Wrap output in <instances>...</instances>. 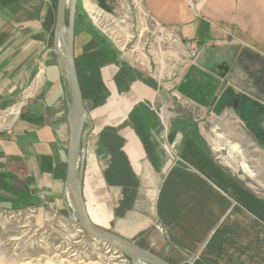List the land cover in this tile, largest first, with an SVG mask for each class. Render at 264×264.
<instances>
[{
	"label": "crops",
	"instance_id": "0c3cea01",
	"mask_svg": "<svg viewBox=\"0 0 264 264\" xmlns=\"http://www.w3.org/2000/svg\"><path fill=\"white\" fill-rule=\"evenodd\" d=\"M78 2L75 58L91 40L87 31L96 30ZM56 7L57 0H0V209L9 212L67 216L65 202L73 210L66 187L70 94ZM131 13L134 30L146 37L136 56L148 59L138 64L116 50L100 69L103 102L85 107L91 131L82 193L90 220L171 264H264V195L208 151L201 128L206 115L234 111L219 101L223 96L226 102L240 93L264 109V0H198L192 7L185 0H142ZM151 23L158 28L153 39ZM142 103L158 117L149 139L156 164L128 123ZM259 116L253 125L260 132L252 134L264 142ZM112 130L136 179L123 211V188L113 174L125 168L110 152Z\"/></svg>",
	"mask_w": 264,
	"mask_h": 264
},
{
	"label": "rangeland",
	"instance_id": "374dc122",
	"mask_svg": "<svg viewBox=\"0 0 264 264\" xmlns=\"http://www.w3.org/2000/svg\"><path fill=\"white\" fill-rule=\"evenodd\" d=\"M80 6L81 0L78 2L79 9ZM120 7L118 3H114L109 12L114 23L109 26L108 35L115 43L121 36H126L127 39L132 37L135 43L138 41L139 44L144 43L146 37L140 32H136L135 36L132 35V30L135 29L136 25L131 16L124 18ZM80 14H82L81 10ZM150 28L153 27L150 26ZM155 33L151 29L148 33L149 39L156 38ZM81 40L82 37L77 34V42H81ZM108 41L116 49L114 43L109 39ZM152 42V40L149 41L151 44ZM138 50L136 53L125 52V54L133 60H137ZM153 51L152 47L149 52L154 54ZM154 56L156 57L155 54ZM141 57L145 61L148 59L146 58L147 55ZM219 84L223 83L219 81ZM237 94L241 96L240 93ZM223 97L219 100L221 103ZM206 118L208 119L207 125L201 128L207 138L205 143L208 151L218 158L225 167L231 169L237 180L253 193L263 196L264 142H258L256 140L258 136L252 134V131L255 132V125L247 123V128L251 131L248 132L239 122L235 110L233 111L231 108L216 118H210L209 115H206ZM243 165H246L251 173L243 170ZM164 233L159 234L163 236ZM151 250L154 251V249ZM0 264L132 263L113 248L86 235L73 219L65 214L38 213L32 209L18 212L0 209Z\"/></svg>",
	"mask_w": 264,
	"mask_h": 264
},
{
	"label": "water",
	"instance_id": "95a60500",
	"mask_svg": "<svg viewBox=\"0 0 264 264\" xmlns=\"http://www.w3.org/2000/svg\"><path fill=\"white\" fill-rule=\"evenodd\" d=\"M77 0H57L55 31L61 48V65L69 87L70 105L67 111L69 140L67 146L66 187L73 210L65 202V211L81 231L91 238L113 248L132 264H170L150 250L138 246L110 231L97 227L89 218L82 193L86 136V108L79 84L74 56V29ZM131 44L127 46L129 49ZM75 216V218H74Z\"/></svg>",
	"mask_w": 264,
	"mask_h": 264
},
{
	"label": "trees",
	"instance_id": "16d2710c",
	"mask_svg": "<svg viewBox=\"0 0 264 264\" xmlns=\"http://www.w3.org/2000/svg\"><path fill=\"white\" fill-rule=\"evenodd\" d=\"M100 5L103 8L105 7L102 2H100ZM87 32L90 34L91 40L83 47L82 54L75 58V63L85 107L87 102L95 107L100 105L106 96V89L101 79L100 69L105 64H108L115 59L116 49L111 46L108 39L99 31L89 29ZM122 70L127 71L128 74L133 72L132 69L127 66ZM118 83L120 84V80ZM222 103L232 106L237 115L247 123L255 124V120L263 119L259 114H264V109L246 98L233 96V98L230 97L226 102ZM157 121V115L144 103L135 106L128 118L129 125L132 126L136 134L140 137L143 145H145L146 150L149 152V158L153 164H156L154 162L156 158L151 154L154 146L149 140L151 133L150 128L154 125L153 122ZM259 132L260 130L256 127L254 133L256 134ZM109 139L111 144V147H109L111 154L114 156L117 155L119 164L125 168L124 173L118 171L113 174L112 169L111 172H109L116 177L117 183L123 188L124 202L121 203V207H119L123 211V209L129 208L127 203L130 202L133 192L128 187L136 186V179L133 173L129 170L126 160L120 151L121 142L119 137L116 136L115 131L112 130L110 132ZM166 261L168 262V260Z\"/></svg>",
	"mask_w": 264,
	"mask_h": 264
},
{
	"label": "built area",
	"instance_id": "2783aa9c",
	"mask_svg": "<svg viewBox=\"0 0 264 264\" xmlns=\"http://www.w3.org/2000/svg\"><path fill=\"white\" fill-rule=\"evenodd\" d=\"M100 2H102L104 4V6L106 7H102L100 5ZM142 0H82V6L83 9L86 13V15L88 16L89 20L91 21V23L93 24V26L95 27V29L97 31H99L102 35H104L107 39H109L110 41H112L115 45L116 50L121 53V54H125V52L127 53H133L136 50V46H137V42H134V38L130 37L129 39L126 38V36H121L120 38H118V40H116L117 43H115V41L108 35L107 32H109V26L114 23V20L112 18V16L109 14V12L112 9V6L114 5V3H118V5H120V9L122 11V15H124V18H128V16H131V9H135L136 4L141 3ZM186 4L190 7H192L195 3L198 2V0H185ZM91 7H94L96 9V11H99V14L96 16V13H92L90 11ZM95 11V12H96ZM152 26L153 28H151L152 30L158 29L156 26H153L152 23L151 25H149V27ZM112 29V28H111ZM147 30V34L150 33V30ZM132 35H134L136 32H138L137 30H132ZM135 36V35H134ZM141 35H139L140 37ZM133 41V44H132ZM131 44L130 48L128 49L127 46ZM151 43H149V39H146L145 41V47H146V51L149 52L151 49ZM137 57V56H136ZM131 58V57H130ZM136 63L141 64L142 58H139L137 60H134ZM155 228L157 229V231L159 233H164V228L161 225V223L159 222H155L154 223Z\"/></svg>",
	"mask_w": 264,
	"mask_h": 264
},
{
	"label": "bare ground",
	"instance_id": "6f19581e",
	"mask_svg": "<svg viewBox=\"0 0 264 264\" xmlns=\"http://www.w3.org/2000/svg\"><path fill=\"white\" fill-rule=\"evenodd\" d=\"M90 11H91L92 13H96V16L99 14V11H96V9H95L94 7H91ZM95 11H96V12H95ZM232 149H233V148H232ZM242 168H243V170H245V171L251 173L246 165H243Z\"/></svg>",
	"mask_w": 264,
	"mask_h": 264
}]
</instances>
